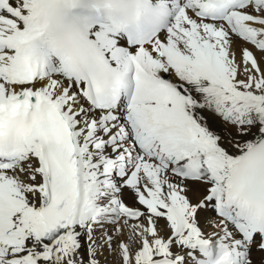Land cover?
I'll return each mask as SVG.
<instances>
[{"label":"snow or ice","instance_id":"6c2138e0","mask_svg":"<svg viewBox=\"0 0 264 264\" xmlns=\"http://www.w3.org/2000/svg\"><path fill=\"white\" fill-rule=\"evenodd\" d=\"M0 264H264V0H0Z\"/></svg>","mask_w":264,"mask_h":264}]
</instances>
